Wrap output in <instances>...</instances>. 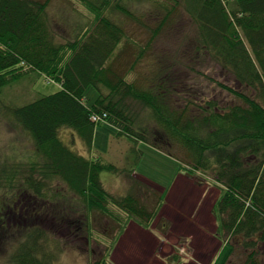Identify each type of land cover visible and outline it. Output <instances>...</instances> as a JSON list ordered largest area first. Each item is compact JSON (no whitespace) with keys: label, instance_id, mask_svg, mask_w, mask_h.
Listing matches in <instances>:
<instances>
[{"label":"trees","instance_id":"1","mask_svg":"<svg viewBox=\"0 0 264 264\" xmlns=\"http://www.w3.org/2000/svg\"><path fill=\"white\" fill-rule=\"evenodd\" d=\"M80 1L94 18L74 39L62 42L48 18L50 0H0V89L29 76L36 80L45 75L61 84L60 90L39 94L13 109L17 123L32 135L42 156L29 165L27 185L35 189V195L46 197L52 184L62 183L88 210L116 220L118 232L111 246L91 262L115 264L112 251L127 223L135 220L150 227L165 201V192H160L153 207L132 193L113 194L102 182L101 172L131 176L134 168L120 167L95 151L90 156L81 154L61 138L62 128L71 129L93 151L95 129L101 122L92 116L106 114L105 121L118 128L117 137L130 140L129 157L134 162L142 152L140 141L181 160L170 148L185 149L191 160L189 164L181 162L180 168L191 176L196 172L202 177L210 174L219 184L221 194L213 209L219 231L243 234L245 247L263 246L264 0H169L182 6L196 22L198 52L234 77L236 87L216 82L240 98L239 102L223 104L218 98L199 101L200 97L190 94V98H180L184 105L178 103L180 99L174 100L180 107L167 103L172 100L170 84L163 91L162 80L158 88L137 86L115 69V51L127 32L111 13L131 14L128 2L140 0ZM90 85L99 91L92 105L84 99ZM151 120L160 128H151ZM65 191L60 192L63 200L68 198ZM14 225L0 226V237L12 231L8 239L0 238L2 249L9 253L0 257V264H57L59 240L52 243L39 225L24 226L22 234ZM174 258L180 260L176 255Z\"/></svg>","mask_w":264,"mask_h":264},{"label":"rangeland","instance_id":"2","mask_svg":"<svg viewBox=\"0 0 264 264\" xmlns=\"http://www.w3.org/2000/svg\"><path fill=\"white\" fill-rule=\"evenodd\" d=\"M128 8L131 14L122 11L111 13L113 19L123 24L127 32L115 51V57L113 56L115 69L121 75L145 88L151 85L158 88L162 80L163 91L166 84H170L168 93L173 101L169 98V106H179L174 100L184 96L190 98V94L200 97L199 101L218 98L223 104L239 102V97L216 82L219 80L236 87L234 77L229 76L208 55L196 49L194 41L197 25L182 6H175L174 2L169 0H140L129 1ZM169 9L167 21L158 30L156 37H153L154 30ZM47 11L57 39L62 42L74 39L80 29L84 27V30L94 18L80 0H50ZM60 89L59 82L48 79L45 75L36 80L29 76L0 89V217L4 216V219L0 220V226L16 224L17 232L22 234L21 229L24 226L39 225L46 229L52 243L59 240L57 264H91L111 246L119 225L112 217L98 210H88L85 203L70 189L68 191L62 183L52 184V187L46 190V197L35 195V189L28 186L25 179L30 174L29 165L34 160H41L42 156L36 151L32 135L17 123L13 114V109L35 99L37 95L51 94ZM249 92L252 93L250 90ZM98 96V89L90 85L84 95L86 104L92 105ZM178 103L184 105L185 101L180 99ZM157 124V121L151 120L149 125L151 128H160ZM117 132L118 128L108 121L98 124L93 151L71 129L62 128L60 136L73 150L81 154L90 156L95 151L94 154H102L120 167H133L135 172L161 186L171 183L181 162L190 163L191 159L185 149L171 147L183 161L175 155L177 160H168L159 152L161 149L145 141L138 144L142 152L139 160L134 162L129 157L132 145L130 140L127 137H117ZM123 174L103 171L100 177L106 189L113 194L132 193L143 204L148 203L153 207L159 199L160 189L141 176ZM37 175L41 176L38 173ZM206 177L208 181L213 180L210 174ZM198 178L191 177L188 181L183 180L180 184L178 182L177 188L168 196V208L161 214L158 212L160 225L164 223L169 233L174 232V221L179 225L181 231L175 232L176 236H180L179 240L175 237L177 253L186 239L184 237L192 232L187 220L179 224L181 217L176 215V211L180 214L189 212L192 199L196 202L195 194L199 191L196 182ZM59 188L60 192L67 190L66 200L69 202L63 200ZM209 200V195L206 199L203 198L206 203ZM170 224H173L172 227H169ZM165 234L160 233L162 237ZM8 236L3 234L0 238L5 240ZM13 239L16 241V238ZM193 244L197 256L203 253L210 255L208 243L203 245V242L199 243L195 239ZM214 245L217 246L216 243ZM155 246L156 242L147 234L131 229L113 250L111 259L115 264H155ZM185 247L188 251V246ZM1 250L3 249L0 242V257L9 254L8 250ZM241 250L242 248L237 246L226 257L224 264H244L246 260L247 264H264V245L262 253L259 250L256 255V259H260L259 263L249 262L247 255L251 249ZM224 257L225 253L219 255L217 264H222ZM184 261L185 264H194L187 257Z\"/></svg>","mask_w":264,"mask_h":264},{"label":"crops","instance_id":"3","mask_svg":"<svg viewBox=\"0 0 264 264\" xmlns=\"http://www.w3.org/2000/svg\"><path fill=\"white\" fill-rule=\"evenodd\" d=\"M141 142L142 141H140L138 144H140ZM159 152H161V154L164 157L168 158V160H177L175 157L167 153H164L162 151ZM120 174L124 175L123 173ZM198 174L200 175V173L196 172L195 175L191 176L187 174L185 171H183L181 168H179V166H177L173 179L171 180V183L168 184V186H161L160 184L154 182L153 180H150L149 178L138 172H135L134 170L132 176H141L142 178L146 179L148 182H151L152 184L156 185L160 189V192L163 191L165 192V201L159 209L160 211L159 214H161L163 210H166L168 208V206L166 205L168 196L175 188H177L180 182H182L183 180L188 181L190 180L191 177L194 178L199 177L198 181H196L198 184L197 188H199L198 192L195 190L196 202L194 203L192 199L189 212L185 210L187 214L186 213L180 214V212L176 211V215L181 217L179 224L181 221L187 220V222L190 223V231L192 233H190V235L189 234L186 235L187 237H184V239L185 238L186 239L184 240L183 245L180 246L181 248L177 253V249L175 248L177 247L175 246V244L177 243L175 242L176 239L175 237H177L179 240L180 236L179 237L178 235L176 236L175 232L178 230L177 233H179L181 230L179 229V225L176 224L175 221L173 222L174 225L173 224L169 225V227H172L173 225L174 232L172 234L169 233V231L167 230V226L164 223L160 225V217H158L159 214L154 218L150 227H145L134 220H130L127 223L123 233L120 235L113 250H115V248L120 245L122 238L126 235L127 232H129L131 229H135L136 231L144 232L152 240L156 242V246L153 250V253L155 254L156 257L155 264H185L184 261L185 257L190 258L194 262V264H217L219 261L217 260L219 255H223L225 253V257L222 261V264H224L226 257L230 254V252H233L237 246H240L242 248L241 251H246L247 249H251L247 255L249 262L253 260L255 263L256 262L259 263L260 259H256V255L259 250H261L262 253L261 243L254 247L248 248L244 246L246 242V236H244L243 234L232 236L230 234H227V232L224 233L219 231V223L216 215L214 214L213 209L217 199L221 194V189L219 187V184H217L214 180L208 181L207 177H202L199 176ZM121 195H126V194L124 193ZM208 195L210 200L207 201L206 203L203 201V198L205 197L206 199ZM165 229L167 231H164ZM160 233L162 234L166 233V234L164 237H162ZM253 238L257 240V236ZM195 239L199 243L203 242V245H205L206 243L209 244L208 250L209 253L211 252L210 255L208 253H203L202 255L197 256L193 244V241ZM215 243L217 244V246L214 245ZM185 245L188 246L189 248L188 251ZM252 253H254L253 256ZM174 255H176L180 259L178 260L179 262L176 261ZM244 264H247V260L244 262Z\"/></svg>","mask_w":264,"mask_h":264},{"label":"built area","instance_id":"4","mask_svg":"<svg viewBox=\"0 0 264 264\" xmlns=\"http://www.w3.org/2000/svg\"><path fill=\"white\" fill-rule=\"evenodd\" d=\"M105 116H106V114H103V115H100V114H94V115L92 116V119H93L94 121H100V120L104 119Z\"/></svg>","mask_w":264,"mask_h":264}]
</instances>
